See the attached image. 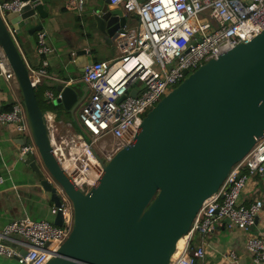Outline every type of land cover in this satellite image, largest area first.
<instances>
[{
  "label": "water",
  "instance_id": "95a60500",
  "mask_svg": "<svg viewBox=\"0 0 264 264\" xmlns=\"http://www.w3.org/2000/svg\"><path fill=\"white\" fill-rule=\"evenodd\" d=\"M86 1L87 11L78 21L86 35L114 38L126 31L122 7H112L110 0ZM31 2L6 17L0 12V44L38 149L23 157L33 176L31 186L45 192L50 204L59 207L67 197L73 208L72 231L45 264H171L205 200L264 137V31L189 74L185 70L188 76L144 116L135 139L107 162L99 158L102 176L82 190L55 157L46 113L16 38L21 22L42 19L29 29L34 32L43 29L49 15L45 6L52 0ZM93 62L84 53L75 59L80 72ZM82 90L80 96L71 84L59 82L53 101L77 128L74 111L87 86ZM28 141L24 136L20 143ZM53 222L63 224L60 210Z\"/></svg>",
  "mask_w": 264,
  "mask_h": 264
},
{
  "label": "built area",
  "instance_id": "2783aa9c",
  "mask_svg": "<svg viewBox=\"0 0 264 264\" xmlns=\"http://www.w3.org/2000/svg\"><path fill=\"white\" fill-rule=\"evenodd\" d=\"M29 4L31 0H0V12L6 17ZM69 5L81 7L83 0H70ZM110 5H122L138 17L136 26L115 38L119 46L117 57L87 65L77 80L54 77L46 69L47 57L54 48L48 32L42 29L38 32L36 49L43 65L29 66L36 90L45 79L64 84L81 81L88 88L85 99L74 111L77 136L55 137L54 115L46 114L55 157L82 190L95 185L102 176L99 158L107 162L131 143L148 111L189 73L264 31V0H110ZM0 74L6 80L17 81L1 44ZM46 95L48 101L58 96L52 90H47ZM12 122L18 123L22 136L29 137L28 143L20 147L21 158L38 154L20 103L12 110H0V123ZM255 173L264 174V137L234 165L219 190L205 200L191 229L177 243L171 264H196L204 260L206 235L226 220L231 228L248 230L255 226L263 201L246 204L242 199ZM4 182L0 175V185ZM251 186L255 187L254 180ZM50 208L49 218L25 215L7 223L0 230V257L15 259L18 264H45L55 255L72 231L73 208L67 197L59 207ZM59 210L63 214L62 225L53 222ZM198 236L203 242L195 245ZM247 246L254 264H264V236L250 237ZM227 256L237 260L234 251Z\"/></svg>",
  "mask_w": 264,
  "mask_h": 264
},
{
  "label": "crops",
  "instance_id": "0c3cea01",
  "mask_svg": "<svg viewBox=\"0 0 264 264\" xmlns=\"http://www.w3.org/2000/svg\"><path fill=\"white\" fill-rule=\"evenodd\" d=\"M140 2L145 0H139ZM70 0H52L45 8L49 11L48 17L44 20L43 29L48 32L49 40L54 51L48 55L46 69L50 75L66 80H77L81 78L80 72L75 65L78 55L84 53L94 61L110 60L118 56L119 46L116 37L110 38L97 33L91 36L85 34L78 26L79 18L87 11V1L83 0L80 7H70ZM120 7L123 8L121 5ZM124 9V8H123ZM127 28L136 26L138 18L133 13H128ZM42 22V19H29L26 23L21 22V32L16 35L22 53L32 68L43 65L42 58L37 54L38 31L29 32V29ZM126 28V29H127ZM46 58V57H45ZM60 81L45 79L43 84H49L52 89H43L42 97L47 100V90L56 94V86ZM77 89L80 96L83 95L84 83L76 81L71 84ZM44 100V101H45ZM23 104L22 94L18 82L6 80L0 74V110H12L15 105ZM48 101V105H54ZM65 117H60L53 109L47 110L46 114L54 115L55 137L77 136L74 132L70 114L63 106H57ZM25 109V108H24ZM52 136V134H51ZM24 138L18 132V123H0V175L5 182L0 185V230L10 221L29 215L34 219L49 218L52 204L47 200L46 193L40 188L34 189L31 186L32 174L19 155L21 140ZM254 180L255 187L251 186ZM243 193V201L250 204L258 199L263 201L262 211L259 214L257 223L248 230L237 227H229L226 220L217 225L215 230L205 237V248L207 254L204 260L196 264H254L253 256L247 246V241L252 236H264V174L255 173ZM201 236L195 240V245L202 244ZM234 251L237 260H231L228 252ZM0 264H18L15 259L0 257Z\"/></svg>",
  "mask_w": 264,
  "mask_h": 264
},
{
  "label": "trees",
  "instance_id": "16d2710c",
  "mask_svg": "<svg viewBox=\"0 0 264 264\" xmlns=\"http://www.w3.org/2000/svg\"><path fill=\"white\" fill-rule=\"evenodd\" d=\"M138 18V17H137ZM47 88H49V89H52L51 88V86L49 85V84H42L41 86H39L38 87V89L36 90L37 91V96H38V99H39V101H40V103L42 104V101H44L43 100V97H41V95H42V91H43V89H47ZM53 104V103H52ZM52 109L53 110H55L56 111V114L59 112H61L59 109H58V107L56 106V105H52ZM11 110V109H10Z\"/></svg>",
  "mask_w": 264,
  "mask_h": 264
},
{
  "label": "rangeland",
  "instance_id": "374dc122",
  "mask_svg": "<svg viewBox=\"0 0 264 264\" xmlns=\"http://www.w3.org/2000/svg\"><path fill=\"white\" fill-rule=\"evenodd\" d=\"M43 84V83H42ZM41 84V85H42ZM40 85V86H41ZM41 97H42V95H41ZM43 100H45V99H43ZM48 103V101H42V108H43V110H44V112L45 113H47V110H50V109H52V105H48L47 104ZM69 118H70V120H72V118H71V115L69 116ZM72 124L70 125L71 127H73V129H74V132H76L77 134L79 133V129L75 126V124L73 123V120H72V122H71ZM109 143H111V141L109 142ZM114 143V141L112 142V144ZM88 188L86 187L85 188V190H87Z\"/></svg>",
  "mask_w": 264,
  "mask_h": 264
}]
</instances>
